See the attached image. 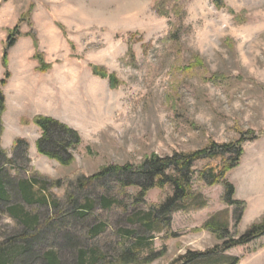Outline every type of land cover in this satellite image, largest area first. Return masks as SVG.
I'll use <instances>...</instances> for the list:
<instances>
[{"label": "rangeland", "instance_id": "374dc122", "mask_svg": "<svg viewBox=\"0 0 264 264\" xmlns=\"http://www.w3.org/2000/svg\"><path fill=\"white\" fill-rule=\"evenodd\" d=\"M160 2L0 0L4 7L0 58L6 32L29 9L38 42L35 49L31 29L20 24L25 40L8 52L7 71L15 78L24 72L30 79L23 83L26 99L38 85L36 74L45 81L39 82L43 107L14 103L26 119L21 123L34 126L28 129L27 139H22L35 143L31 150L28 145L29 164L20 160L25 177L35 174L56 180L77 171L91 176L110 165L138 166L151 154L165 157L172 152L201 150L210 142L235 143L239 139L236 129L264 134V0H220L219 7L213 0H163L165 12L160 8L158 12L163 13L158 14ZM38 53L50 65L45 73L38 71ZM93 68L113 75L116 86L112 88L106 78L96 76ZM36 111L40 112L36 116L54 118L78 134L80 144L69 149L71 165L62 166L38 154L41 131L32 123ZM4 120L7 148L2 141L1 148L11 157L12 144L18 139H13V114ZM242 148L238 167L226 177L235 188L234 200L245 205L240 220L235 222L240 208L224 203L222 186L203 187L205 207L175 212L168 231L148 235L153 239L142 249V256L164 252L151 264H169L187 253L209 252L242 235L264 215L259 214L264 188L258 184L264 178V135L245 141ZM204 165L197 163L194 171ZM9 171L13 176L14 171ZM50 192L57 200L63 194L59 189ZM125 192L126 200L137 194L133 188ZM166 194L168 190L149 191L138 209L148 210ZM122 215L97 209L79 231L76 226L69 228L70 234L79 240L87 225L99 222H109L115 231L123 226ZM209 221L226 224L221 239L219 233L205 228ZM14 232L13 220L0 213V241ZM110 244L116 246L115 241ZM44 245L35 249L51 248L50 243ZM68 254L63 253L62 264H68ZM233 259L238 264H264V237L211 255L208 264H230Z\"/></svg>", "mask_w": 264, "mask_h": 264}, {"label": "trees", "instance_id": "16d2710c", "mask_svg": "<svg viewBox=\"0 0 264 264\" xmlns=\"http://www.w3.org/2000/svg\"><path fill=\"white\" fill-rule=\"evenodd\" d=\"M213 1L219 7L220 0ZM165 7L161 0L157 13L165 12ZM160 8H163V12H158ZM29 11L8 31L1 57L4 77L0 81V213L13 220L15 232L8 239L0 241V264H62L63 253H69L68 264H151L163 256L164 252L142 256V249L153 239L148 235L168 231L171 215L175 212L187 213L205 207V198L200 192L203 187H223L224 203L240 208L235 221L237 223L245 205L234 200L235 188L227 182L226 177L238 167L244 142L255 141L264 135H257L253 131L236 129L239 139L235 143L210 142L201 150L172 152L165 157L151 154L138 166L110 165L102 167L91 176H85L79 171L56 180L38 178L35 174L24 176L20 160L25 165L29 164L27 142L15 139L12 156L8 157L1 148V136L2 116L5 112L3 88L10 78L7 71L8 52L19 38L26 36L20 33V24H27L31 29L29 36L33 46L35 49L38 46ZM35 59L39 63V72L45 73L50 69L42 54H35ZM93 73L106 78L112 88L116 86V78L107 75L102 68H93ZM24 123L29 124L28 121ZM32 123L41 131V137L36 142L38 154L62 166L71 165L73 158L69 149L80 144L78 134L49 117L36 116ZM200 162H205V165L201 170L194 171L195 165ZM9 170L14 171L13 176ZM195 185L198 189H195ZM51 188L62 190L60 200L51 194ZM129 188L136 189L137 194L126 200L128 194L125 190ZM154 189L161 192L168 190L169 194L148 210L138 209V205L144 203L147 193ZM97 209L107 213L122 212L123 226L113 231L109 222H99L95 226L86 224L83 238L76 240L69 228L76 226L79 231ZM225 227L226 224L218 225L211 221L205 224V228L219 233L220 239ZM260 237H264V215L242 235L224 242L222 246L209 252L187 253L169 264H208L212 261L209 260L211 255L247 245ZM112 241L116 242V246H111ZM45 243H50L51 248L42 251ZM38 244L41 249L36 250L35 246ZM230 264H238V260L233 259Z\"/></svg>", "mask_w": 264, "mask_h": 264}, {"label": "crops", "instance_id": "0c3cea01", "mask_svg": "<svg viewBox=\"0 0 264 264\" xmlns=\"http://www.w3.org/2000/svg\"><path fill=\"white\" fill-rule=\"evenodd\" d=\"M3 9H4L3 6L0 7V13L3 12ZM20 33L21 34H26V32L22 31V30H20ZM21 40H25V37L19 38L17 43H19ZM32 70H34V67H32ZM23 73L24 72H21L17 78L13 77V74L10 73V75H11L10 79L7 81V85L3 89V93H4V96H5V113L2 116L3 127H4V130H5V120H4L5 116L6 115L8 116V114L10 115V113H12L13 116H14V125L12 126V128H14L15 132H16V135L13 136V139L14 138L27 139L28 129L31 126H33V125L25 126V125H23L21 123V120H26V119L23 117V115H19L18 114V112H17V110L15 108L16 106H15L14 103L19 104L21 102V103L29 104V106L34 105L37 109H40L41 107H43L42 101H40V98H41L40 95L42 93H44V91L41 92V90H39V82H42V81L45 82L43 80L44 78H42L41 76L36 74L37 78H35V80L37 81L38 85H37V87L35 88L34 91H32V92L30 91L31 95H29L28 98L26 99V94L22 90V88H23V83H27V81L30 80V79L29 78H25V76H24L25 74H23ZM33 74H35V73H33ZM2 79H3V74H0V81ZM12 83H13V85H12ZM30 102H31V105H30ZM17 107H19V106L17 105ZM37 113H40V112L36 111L35 113H32V114H34L33 116L39 115ZM52 119H54V118H52ZM36 129H38V128H36ZM4 134H5V132H3V137L1 138V141L3 143V147L7 148V146H5V143H4V141L7 140V139L6 140L4 139ZM28 145H29V150H31V148L34 147L35 143L33 145L31 143V141H28ZM258 184H260V187L264 188V178ZM235 195H236V192H235ZM262 198L264 200V190L262 191ZM261 204H263V207H261L262 211L259 214L264 213V203L261 201ZM247 208H246V210H247Z\"/></svg>", "mask_w": 264, "mask_h": 264}]
</instances>
